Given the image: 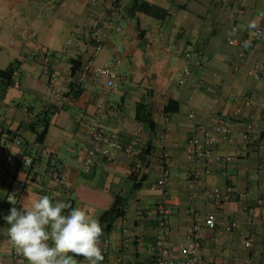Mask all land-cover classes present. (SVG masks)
<instances>
[{"label":"crops","instance_id":"0c3cea01","mask_svg":"<svg viewBox=\"0 0 264 264\" xmlns=\"http://www.w3.org/2000/svg\"><path fill=\"white\" fill-rule=\"evenodd\" d=\"M110 1L90 7V0H0V74L12 68V80L20 82L17 88L13 83L0 88V147L33 156L31 169L16 164L3 177L0 218L9 215L13 206L21 210L23 204L30 206L32 200L48 195L49 189H58L53 179L58 171L73 186L74 208L96 218L110 209L117 196L123 198V216L100 237L101 249L104 240H110L109 264H118L122 252L127 255L123 264H154L160 234L157 207L164 198L172 211L174 254L193 225L200 224V258L205 264H264V81L251 77L255 64L264 63V39L251 42L243 57L231 44L252 36L246 28L251 20L264 31V0H242L244 13H239L237 5L213 0H116L124 6V29L110 35L106 41L109 50L99 55L96 64L104 65L113 48L119 47L123 56L119 72L127 81L117 89H110L104 79L88 82L58 113L46 114L51 118L48 134L43 144L37 143L29 126H40L41 114L56 105L48 96L49 78L42 63L30 60L29 54L42 49L55 52L51 66L61 74L70 72L71 58L59 50L69 34L86 21L87 10L104 24ZM137 1L164 13L154 17L136 11ZM233 28L238 31L229 35ZM187 51L201 56L204 65L180 85ZM142 100L152 112L153 132L135 119L136 104ZM244 100L252 104L238 110ZM192 112L194 120L189 118ZM80 113L106 125L113 151L111 157L99 159L89 173L82 167L79 151L85 143ZM217 124L230 130L228 136L221 135L216 150L228 158L227 175L214 163L210 175L193 181L188 175V139ZM249 126H253L251 132ZM16 135L23 139L21 147L14 142ZM164 151L170 153L171 177L164 189H154L162 176ZM228 183L235 188V199L217 201L209 195L215 187L225 188ZM52 201L64 199L59 196ZM211 213L217 217L215 230L205 225ZM250 217L255 238L247 248ZM232 221L237 227L229 232ZM8 227L0 224V264H29L11 256L16 249L8 243ZM74 258L79 264H88L83 257Z\"/></svg>","mask_w":264,"mask_h":264},{"label":"built area","instance_id":"2783aa9c","mask_svg":"<svg viewBox=\"0 0 264 264\" xmlns=\"http://www.w3.org/2000/svg\"><path fill=\"white\" fill-rule=\"evenodd\" d=\"M102 0H90V7L98 5ZM217 4L237 5L239 13H244L242 0H213ZM124 6L116 0H111L109 6L105 10L106 21L104 24H99V20L94 12L87 10L84 14L86 21H83L75 28L66 39L64 45L59 50L62 56H69L71 62L79 63L78 68H73L70 72L61 74L51 66V61L55 58L56 53L48 49L35 50L29 54V59L35 62H40L43 65L44 73L48 76V91L50 100L58 107L63 108L66 102L77 90H83L85 85L90 82H99L100 79L106 81V85L110 89H117L120 84L127 81V76L119 72V68L123 64V56L119 53V47L113 48V55L105 62L104 65H97L96 59L105 50H109L106 46V41L112 33H121L124 29L122 24ZM94 18V21L92 22ZM260 31H263L259 28ZM251 39V42H261L263 39H256L252 35L242 40H232L231 44L238 48L239 56L243 57L247 49L242 47L243 41ZM184 68L178 80L180 85L186 82L193 76L196 68H202L204 59L194 53L187 51L184 53ZM73 67V64H72ZM251 77L256 81H264V63H257L251 69ZM14 87H19L20 82L15 80ZM231 99H234L232 97ZM250 100L241 102L242 106L251 105ZM189 118L194 120L196 114H189ZM79 119L85 122V143L79 147V151L83 155L82 167L86 172L93 171L96 162L101 158H109L113 155L112 148L109 145V136L106 125L87 118L84 113H80ZM171 122H168V126ZM253 126L248 127V132H251ZM229 129H226L222 124H217L213 129L202 130L200 134H193L187 142L186 157L190 163L189 178L193 181L199 180L202 176H208L212 173L213 164L221 165V172L227 175L228 158L217 153V146L221 142V135L228 136ZM166 137V136H165ZM227 138V137H226ZM17 146L23 145V139L20 135L13 137ZM24 157L30 160V164L25 167ZM21 165L24 169H31L33 166V156L24 151L19 153L11 148L0 147V184L3 182V177L16 166ZM170 153L164 151L161 157L162 176L153 185L154 189H164L167 181L171 177L170 171ZM54 182L58 189H49L48 195L51 199L57 200L62 196L64 203L70 204L71 208L75 207V199L73 197V186L68 179L59 173L55 172ZM209 195L217 201H229L237 197L234 186L228 183L225 188L215 187ZM194 198L195 195H192ZM71 208L63 210L64 214H68ZM252 212V209H249ZM171 208L166 200L162 199L157 207L156 224L160 230V234L156 239L155 259L154 264H205L200 258L202 241L200 233L202 226L194 224L186 241L182 242L178 247L177 254H174L170 244V236L172 233L171 226ZM0 224L7 225L4 218H0ZM251 226V235L246 241V247L253 246L255 238V228L253 219L249 218ZM205 225L210 230H215L217 225L216 214L211 213L205 219ZM237 223L232 221L227 227L229 232L236 229ZM104 260L102 264H109L108 255L110 253V240L106 239L102 246ZM11 256L16 260H26L17 252H12ZM127 259L125 253H120L118 264H123ZM249 260V259H248ZM250 260L248 261V263Z\"/></svg>","mask_w":264,"mask_h":264},{"label":"clouds","instance_id":"9594fccd","mask_svg":"<svg viewBox=\"0 0 264 264\" xmlns=\"http://www.w3.org/2000/svg\"><path fill=\"white\" fill-rule=\"evenodd\" d=\"M246 28L254 38L264 39V31L259 30L256 20H251ZM237 31L233 28L229 35ZM242 47H251V39L243 41ZM24 163L27 167L30 160L24 157ZM69 208L71 205L64 202L53 204L48 195L32 200L30 206L23 204L21 210L13 206L4 217L10 225L8 243L29 264H79L76 256L88 264H100L104 255L99 246L103 235L99 219L80 208H71L65 215L63 210Z\"/></svg>","mask_w":264,"mask_h":264},{"label":"trees","instance_id":"16d2710c","mask_svg":"<svg viewBox=\"0 0 264 264\" xmlns=\"http://www.w3.org/2000/svg\"><path fill=\"white\" fill-rule=\"evenodd\" d=\"M134 9L136 11H140L154 17H158L160 13H164L162 12V10H159L156 7H153L145 2H139V1L135 3ZM71 63L73 64V68L79 67V63L76 62L75 63L71 62ZM11 74H12V68H10L7 72L0 74L1 76L0 88H7L11 83L14 82L11 78ZM81 91L82 90H77L74 95L77 96L78 93H80ZM61 109L62 108L60 107L51 105L48 112H44L43 114H41L40 126H38V124L37 125L32 124L29 126L30 129H32V131L36 133L38 144L41 145L45 142L50 127L51 118L50 115L48 116L46 114L58 113ZM135 119L137 122L147 126L150 131L152 132L155 131V123L153 122L152 119V112L150 111L149 104L145 100H142L141 102H138L136 104ZM122 206H123V198L117 196L110 209H108L102 216L98 217L101 227L103 228V231H107V232L111 231L115 220L123 216L124 213L122 210Z\"/></svg>","mask_w":264,"mask_h":264}]
</instances>
